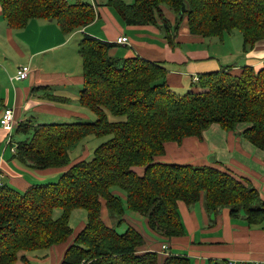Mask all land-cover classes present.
<instances>
[{"label": "trees", "instance_id": "16d2710c", "mask_svg": "<svg viewBox=\"0 0 264 264\" xmlns=\"http://www.w3.org/2000/svg\"><path fill=\"white\" fill-rule=\"evenodd\" d=\"M1 15L12 30L30 21H55L65 35L94 23L95 7L83 0H0ZM129 26L153 25L175 46L177 31L186 19L189 32L223 39L238 30L243 51L264 41V0H108ZM164 7L177 15L173 25ZM116 43L84 34L79 41L82 89L78 103L95 121L19 123L16 131L31 136L16 144V159L36 170L64 168L56 182L32 184L24 192L0 181V264H31L28 252L50 251L73 236L74 210L87 213L85 227L66 249L61 264H191L183 255L161 258L155 251L140 252L143 235L132 225L118 232L102 218L105 204L117 226L126 210L147 219L150 229L167 240L185 236L178 208L203 202L207 213L228 208L232 218L243 217L250 227H264V200L249 180L210 165L165 163L166 144L203 140L213 124L239 134L264 150L263 66L233 65L201 74L195 90L174 93L168 70L140 56L111 55ZM54 99H58L54 97ZM111 138L94 150L91 160L72 164L70 150L86 137ZM142 167L143 174L134 168ZM119 188L126 202L113 192ZM59 217H55L57 211ZM113 215V216H112ZM48 254V253H47ZM47 257V255H46ZM209 264H225L211 262Z\"/></svg>", "mask_w": 264, "mask_h": 264}, {"label": "crops", "instance_id": "0c3cea01", "mask_svg": "<svg viewBox=\"0 0 264 264\" xmlns=\"http://www.w3.org/2000/svg\"><path fill=\"white\" fill-rule=\"evenodd\" d=\"M111 8L106 4L101 7L96 0L98 16L94 23L65 35L57 22L37 19L30 21L24 30H12L2 18L0 4L1 182L24 192L32 184L56 182L69 168L36 170L16 159L10 147L5 145L7 131L2 126V116L6 108H11L17 125L27 121L41 124L40 119L51 118L53 114L61 122L95 120V115L78 103L83 82L79 41L84 34L113 43L121 36L128 37L130 43L117 44L111 55L118 58L140 56L165 65L168 70L167 84L176 94L195 90L197 82L193 81V76L220 71L230 65L235 66L234 70L243 66L255 69L263 66L264 41L245 53L242 33L238 30L226 33L223 39L204 38L191 34L184 19L177 31L176 44L172 47L159 27L126 25ZM164 14L175 25L177 15L168 8H164ZM98 20L102 21L101 26H97ZM23 65L30 66L28 78L12 82L10 78ZM78 66L81 73H75ZM72 86L73 89L70 88ZM245 127L241 125L237 128L238 132L228 133L220 125L213 124L204 132L203 140L188 138L181 145L167 143L165 155L160 160L227 170L237 179L251 181L264 200V150L239 134ZM73 151L78 152L77 161L85 159L91 152L86 145ZM75 160L72 164L77 162ZM134 170L140 175L144 171L142 167ZM178 208L186 235L170 240L150 229L142 215H125V221L145 239L140 252L155 251L162 259L169 255H183L191 260V264H264V227H250L243 217L232 218L228 208L207 213L203 202L190 207L180 201ZM105 209L108 210L103 204L102 218L110 226L108 215L104 217ZM60 215L58 210L55 217ZM86 222L85 210L72 212L70 226L73 236L68 242L50 249L47 256L51 264H61L70 242ZM163 245L167 249L163 250ZM35 257L41 260L48 258ZM28 259L31 262V258Z\"/></svg>", "mask_w": 264, "mask_h": 264}, {"label": "rangeland", "instance_id": "374dc122", "mask_svg": "<svg viewBox=\"0 0 264 264\" xmlns=\"http://www.w3.org/2000/svg\"><path fill=\"white\" fill-rule=\"evenodd\" d=\"M83 1L84 2H88V3H92V0H83ZM107 1L108 0H97V2L101 5V7L102 6H105V4L107 3ZM124 1L126 3L131 4V3H134L135 0H124ZM111 10L114 12L115 15H118V13L115 11L114 8H111ZM98 22L99 23L97 24V26H101L102 21H99L98 20ZM75 73H81V67L80 66H78V69L76 70ZM70 88L73 89V86L70 87ZM178 95H185V94H178ZM58 116L61 117L60 115H58ZM39 121H40L39 123H41V124L71 123V122H61L60 120H56L54 114L51 115V118H42ZM93 121H95V120H93ZM93 121H91V122H93ZM83 122H89V121L83 120ZM7 136H8V132H7ZM30 136H31V133H29V134H25V133H21V132L18 133L16 131V128H15L14 131H13V137L12 138H13L14 144H17L18 142H20L22 140H25L26 138H29ZM110 138H111V136H106V137H103V138L100 139V138H97L96 136L91 135V136L85 138L82 142L78 143V145L73 150H80L83 146L86 145L89 148V150H91V152H90V154L88 156L85 157V160H91L93 158V156H94V150L96 149V147H98L100 144L108 141ZM73 150H70V159H71V162L73 160H75L76 157H77V155H78V152L75 153ZM75 161H77V160H75ZM210 163H213V162H210ZM113 192L116 195H119L121 198H123V201L126 202L125 193L121 189L114 188L113 189ZM127 214L139 216L138 213L132 212L130 210H126V214L125 215H127ZM106 215H108V218H109V221H110V226H114L115 228H117L118 232H120V233H123V232L126 231L128 225H129L127 222H124L121 226L118 227L116 224H117V221H118V218L119 217H117V216L115 217L113 215H112L113 217H111L109 211L108 210L106 211V209H105V213H104V217L105 218H106ZM45 252H43V251L28 252L27 253V256L31 258V262L34 263V264H51V262L49 260V257H48L49 256L48 255L49 254L48 252H50V251H45ZM36 255L37 256H40V257L42 256L43 259L46 257V255H48L47 256L48 258L45 259V260L37 259L35 257ZM220 263H225V262H220ZM18 264H24V263L19 262Z\"/></svg>", "mask_w": 264, "mask_h": 264}, {"label": "built area", "instance_id": "2783aa9c", "mask_svg": "<svg viewBox=\"0 0 264 264\" xmlns=\"http://www.w3.org/2000/svg\"><path fill=\"white\" fill-rule=\"evenodd\" d=\"M95 8H96V0H92L91 3ZM116 44L118 45H128L129 42V38L126 36H121L119 38L116 39L115 41ZM30 74V66L29 65H23L21 66L18 70L15 76L11 77L10 80L13 81H20V80H24L27 79L28 76ZM193 81L194 82H198L199 81V77L197 76H193ZM2 126L3 128L8 132V136L5 140V145L6 147H10V149L13 151V153L15 154L16 152V144H14L13 141V131L17 126V123L14 119V113H13V109L11 108H6L4 110L3 116H2ZM162 249H167L166 245L162 246ZM232 264H236V263H232ZM254 264H261V263H254Z\"/></svg>", "mask_w": 264, "mask_h": 264}, {"label": "water", "instance_id": "95a60500", "mask_svg": "<svg viewBox=\"0 0 264 264\" xmlns=\"http://www.w3.org/2000/svg\"><path fill=\"white\" fill-rule=\"evenodd\" d=\"M211 160H212V158H211Z\"/></svg>", "mask_w": 264, "mask_h": 264}]
</instances>
